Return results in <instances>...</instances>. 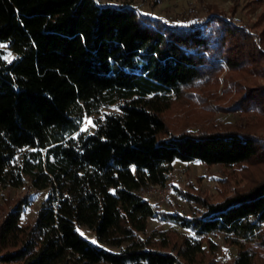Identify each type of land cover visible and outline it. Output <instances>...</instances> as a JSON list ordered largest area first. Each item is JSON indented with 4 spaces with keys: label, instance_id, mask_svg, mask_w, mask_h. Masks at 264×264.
<instances>
[{
    "label": "trees",
    "instance_id": "1",
    "mask_svg": "<svg viewBox=\"0 0 264 264\" xmlns=\"http://www.w3.org/2000/svg\"><path fill=\"white\" fill-rule=\"evenodd\" d=\"M205 7L180 25L94 0H0V41L16 54L0 52V178L30 179L0 203V264H216L219 234L236 249L229 264H264V134L210 120L214 108L264 119V24L253 32ZM112 105L92 133L78 130ZM192 159L231 169L219 200L177 186L184 215L139 191ZM234 173L244 182L228 190ZM31 189L50 191L21 220ZM157 216L174 226L149 230Z\"/></svg>",
    "mask_w": 264,
    "mask_h": 264
},
{
    "label": "rangeland",
    "instance_id": "2",
    "mask_svg": "<svg viewBox=\"0 0 264 264\" xmlns=\"http://www.w3.org/2000/svg\"><path fill=\"white\" fill-rule=\"evenodd\" d=\"M99 5H128L133 7L137 12L150 15L152 17H160L171 24L189 25L201 23L205 16V4H215L219 8L225 10L227 14L232 12V18L237 24L247 25L251 31H258L264 24V0H94ZM0 52L2 58L6 61L15 57V52L10 48L8 42L0 41ZM219 84L217 89L220 88ZM220 103V101H217ZM195 109H199L197 106ZM119 109L112 106H103L99 112L84 115L79 126V131L88 134L92 133L97 125L101 122L106 112H118ZM172 114L167 113L168 118ZM210 120L214 122H254L258 126V131L264 134V119L257 113L252 111H223L218 108H214L213 115ZM89 121L91 123H89ZM197 125L192 126L196 128ZM31 150L30 148L23 147L18 153L16 159H21L25 151ZM166 183L171 186L172 194L162 201L157 199L158 194H149V202L158 206L160 210L165 212L176 211L184 215H192L193 209L191 204L182 199L176 190V187L181 189H196L200 192L206 193L213 201L219 200V184L218 178L225 177L226 173L231 169H226L218 164H213L209 167L205 166L197 159L189 161L174 160L171 163L166 164ZM264 172V165L257 170V174ZM15 173V171H14ZM23 185L14 186L10 182H6L5 178H0V203L2 198L8 193L10 196H15L24 190V184L30 183L29 176L22 174ZM244 179L239 173H234L231 176V180L228 184V190H231L233 186L243 183ZM30 204L22 214L21 220L27 217L31 218L35 211L38 209L42 200H44L48 194L49 189H43L38 191L30 190ZM174 226L171 223L162 220L160 217H156L149 220V230H164ZM179 231H182L180 228ZM79 231L83 233V237L89 241H95L93 233L86 227L82 226ZM211 240L216 244L215 256L216 264H229L236 255V249L233 246L226 245L223 241V235L211 236ZM104 246V245H103ZM110 251H117L116 248L104 246Z\"/></svg>",
    "mask_w": 264,
    "mask_h": 264
},
{
    "label": "built area",
    "instance_id": "3",
    "mask_svg": "<svg viewBox=\"0 0 264 264\" xmlns=\"http://www.w3.org/2000/svg\"><path fill=\"white\" fill-rule=\"evenodd\" d=\"M140 190H143L148 198L150 197L149 194L157 193V199L160 201L167 199V197L172 194L171 186L167 184L166 181L164 183L147 182L146 184L139 187V191ZM150 204L154 205L151 202Z\"/></svg>",
    "mask_w": 264,
    "mask_h": 264
},
{
    "label": "snow or ice",
    "instance_id": "4",
    "mask_svg": "<svg viewBox=\"0 0 264 264\" xmlns=\"http://www.w3.org/2000/svg\"><path fill=\"white\" fill-rule=\"evenodd\" d=\"M89 123H91V122L89 121ZM81 235H83V233H81ZM93 243H95V241H93Z\"/></svg>",
    "mask_w": 264,
    "mask_h": 264
}]
</instances>
